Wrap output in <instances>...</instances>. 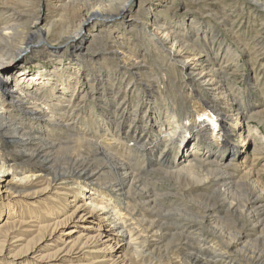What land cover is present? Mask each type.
<instances>
[{"label": "rangeland", "instance_id": "374dc122", "mask_svg": "<svg viewBox=\"0 0 264 264\" xmlns=\"http://www.w3.org/2000/svg\"><path fill=\"white\" fill-rule=\"evenodd\" d=\"M131 1L129 5L131 13L126 20L127 24L120 25L121 22H115L113 25L100 26L96 30L90 26L83 29L81 36H91L88 37L87 49L80 53L74 51L75 43L70 39L80 20L85 14L96 9L108 8L116 11L114 0H0V29L3 27L7 29L5 31L7 36L3 38L7 43H4L5 47L11 50L13 55L19 53L20 48L28 50L25 56H17L16 59L22 62L19 66L30 76L39 70L60 71L61 67L66 65L68 70L64 74L60 71L61 76L56 73L51 83L58 86L61 84L58 80L67 77L72 93L69 91L66 97L68 100L76 101L71 107V110L75 111L70 116L72 127L66 133L58 132L59 128L48 131L47 136L50 135L48 139L42 138L43 142H34L26 150L6 143L2 144L3 147L0 145V155L17 161V167L24 172L20 178L27 179L26 177L34 174H43L35 178L36 180L15 182L14 187L21 195L18 199L24 200L13 208L15 210L9 212L0 202V214L2 211L4 215H0V250L6 241V235L13 232L15 234L10 235L7 241L9 246H15L12 247L14 249L11 254L21 255V261H25V264H36L32 260L33 255H30L31 249L47 231L46 228L40 227L55 223L49 219L51 218L49 216H53L52 209L58 211L56 221L62 220L67 205L61 202L56 207L55 205L48 207L39 202L33 203L30 199L36 192L43 191L48 182L54 184V176L70 172L73 166L92 163L90 169L95 172V179L100 186L102 185L101 188L108 192L107 194L114 191L111 186L117 181V177L105 160L97 156L94 149L87 146V143H82L84 135L80 136L86 132L99 134L95 131L96 127H99L95 124V114L98 113L97 105H101V99L109 104L123 105L121 110L128 106L126 120L130 119V114H134L137 127L148 131H152V120L158 114L163 117L165 127H170L169 118L165 119L163 115L165 109L170 108L169 111L178 115L181 123L186 116H193L194 107L201 102L196 96L197 92L214 97L213 99H220L221 102L226 100L225 91L216 92L214 84L204 89L198 82H194L192 77L184 76L188 64L181 60L185 56L181 60L174 59L167 51L170 45L163 48L151 37L145 36L143 23L153 18L173 30V37L178 36L176 40H182L180 45L184 49L195 43L198 47L210 50L209 43L213 40L218 42L213 44L215 47L212 46L214 53L212 52L211 56L215 58L220 52L223 61H228L227 65L222 61H217L216 64L225 72L221 78L225 77L226 83L234 91L232 95L240 100L237 103L242 102L246 111L245 118L247 117L250 130L253 131L251 143L255 142L256 150L240 161L241 170L238 177L232 179L235 185L228 196L217 192L218 188L212 184L204 182L205 175L198 173L200 161L199 168L194 167L195 173L191 177L180 180L175 175H167L154 167L149 173L142 174L141 179H137L138 182L132 186V192L129 194V202L132 203V199L139 198L141 190L149 192L155 190L157 202L149 203L148 206L139 202L134 203L133 207L136 208L127 214L136 215L135 219L138 221L142 220L139 216L142 215L149 221L167 223L164 228H172L170 230L174 229V225L193 226L198 233L213 240L220 247L229 248V255L232 256L230 259H235L241 264H264V213L259 214L258 211L250 213V210L243 209L245 200L248 199L245 198L248 191L255 194L264 192V161L257 163L258 165L254 162V157L264 160V0ZM44 10L46 16L41 20ZM6 19H11V23L5 27ZM38 20L42 22L36 29L35 23ZM202 32H206L208 36L206 39H200L197 35L203 34ZM215 50L219 52L215 53ZM89 74H93L94 77H89ZM58 87L56 90H60ZM104 95L108 98H102ZM88 104L89 106H86ZM210 106L209 104L208 107ZM49 121L47 124L51 125L48 126L55 128L56 124ZM110 123L112 124V121ZM39 124L40 121L37 125ZM99 135V138H102L101 133ZM238 137L240 136L237 134L235 140L238 139L239 142ZM6 138L10 136L0 134L1 143H4ZM47 142L53 147L50 149L49 146L45 147ZM175 149L174 153L178 151V145ZM168 150L172 152L171 147ZM225 150L220 149L219 152L224 151L227 162L234 161L235 158L230 157V148L227 147ZM206 153V149L202 148L200 156H207ZM150 161L152 160L148 157L147 162ZM135 163H132L134 169L145 173L146 168L140 165L138 160ZM202 169L205 170V167ZM252 171L259 174L256 181V185L260 186L258 188L249 182V176L254 174ZM208 177L213 180V176ZM30 195L32 197L27 198ZM206 206H210L215 212L214 220L210 224L204 222L201 217ZM13 212L15 215H12ZM17 214H22L26 221L33 217L32 221L38 222L33 225H20L19 223L25 221L22 222L24 219ZM127 217L130 219V216ZM143 225L145 224L137 221L130 222L131 229L139 227L138 230L142 232L145 231ZM172 234L166 233L162 240L155 237L149 239L150 243L157 244L158 250L148 257L149 259H144L145 262L139 258L141 263L138 261V264H159L163 257H165L161 260L163 264H184L183 259L186 260L188 253L193 252L185 246V241H182L184 237L173 239ZM17 237L22 240L16 242ZM139 245L142 249L145 244L141 242Z\"/></svg>", "mask_w": 264, "mask_h": 264}, {"label": "bare ground", "instance_id": "6f19581e", "mask_svg": "<svg viewBox=\"0 0 264 264\" xmlns=\"http://www.w3.org/2000/svg\"><path fill=\"white\" fill-rule=\"evenodd\" d=\"M114 1L116 2V11H111L106 7L107 9L102 8L86 12L87 14L82 17L83 19L77 25L74 35L70 38L75 43L73 48L75 52L81 53L87 49L88 37L91 35H88V37L81 36L85 27L90 26L93 30H96L100 26L113 25L115 22H121L120 25L127 24L126 20L131 13L129 5L132 1ZM45 16L46 12L44 10L41 14V20H44ZM41 20L35 23L36 29L41 24ZM10 23L11 19H6L5 27ZM143 24L144 28H142L145 36L151 37L163 48L170 45L169 48L166 47L169 56L179 60L185 56L181 60L184 64H188L184 76L192 77L194 82H198L204 89L214 84L216 92L225 91L226 100L222 99L223 103L220 99H213L214 97L197 92L196 96L201 102L194 107L195 114L193 116H186L184 122L181 123L178 115L171 113L170 108H168L165 109L163 115H165V119L169 118L170 127H165L164 121H162L163 117L158 114L155 115L156 120L154 118L152 120V131H148L139 126L137 127L134 121L136 115L130 114V119L126 120L125 114L129 110L128 106L124 105L125 109L121 110L123 105L118 103L109 104L101 99V105H97L99 107L98 113L95 114V124L99 127H96L95 131L101 133L102 138H99V134L95 135L91 132L80 134V136L84 135L82 143H87V146L94 149L97 156L105 160L112 173L117 177V181L111 186L114 191L107 194L108 192L101 188L102 185L100 186L95 179V172L90 169L92 163L88 162V164L84 163L77 167L73 166L70 172L54 176V184L48 182L49 184L47 183V187L43 191L36 192L35 196L30 199L33 203L39 202L48 207L52 205L56 207L61 202H65L64 205H67L62 220L56 221L59 216L58 211L52 209L51 215L53 216H49L51 217L49 219L55 221V223H50L47 226L40 225V229L46 228L47 231L42 234L37 245L31 249L30 255H33L32 260L36 264H138L139 258L144 261V259L150 258L157 252V244L150 243L151 238L155 237L162 240L166 237V233H173L171 235L173 239L174 237H184L182 241H185V246L193 252H187L186 260L183 259L184 264H241L235 259H230L232 256L229 255V248L220 247L213 240H209L198 233L193 226L173 224L174 229L170 230L172 228H164L168 225L167 223L149 221L142 215H139L142 220L138 221L135 219L136 215L127 214L128 211L136 208L133 207L134 203H142V205L148 206L149 203L155 204L157 202V192L155 190L152 192L141 190L138 194L140 197L132 199V203L129 202L132 186L138 182L137 179H141L142 174L149 173L154 167L167 175H175L180 180L188 178V176L191 177L195 173L194 167L199 168L198 162L200 161L201 166L198 173L207 176H204V182L212 184L218 188L216 189L217 192L228 196L230 190H232L231 188L235 185L232 179L237 178L241 170L240 161L246 159L250 153L252 155L256 150L255 142L251 143L253 131L250 130L247 117L245 118L246 111L242 106V102L237 103L240 100L232 95L234 91L226 83L225 77L222 76L221 78V75H224L225 72L219 69L220 67L218 68L216 64L217 61H222L227 65L228 61H223V57H221L218 50H215V53L219 52L218 56L216 55L217 57L212 58L211 56L213 55V47H215L213 44L217 41L208 42L210 50L198 47L195 43L188 49L186 47L184 49L180 45L182 40H176L178 36L173 37V30L171 31L169 27L161 25L157 19H147ZM182 24L184 25V23ZM6 30L4 27L0 29V50L2 52L0 53V134L10 136V138H6L4 143L0 141V145L6 143V145H15L21 150H26L32 143L43 142V139H48L47 137L50 136H47L48 131L57 128H59L58 132L62 134L69 131L72 127L70 116L75 113L71 110V107L76 101L74 99H70V101L66 97L67 93L71 92L67 77L57 79L58 82H61L58 85L59 87L51 83L54 76L57 75L56 73L61 76L68 70L67 66L63 65L61 67L62 74L55 69L48 72L39 70L29 76L20 67L22 62L16 59L17 56H25L28 50L20 48V52L13 55L12 51L4 45L6 43L4 39L7 36ZM205 33L197 35L200 36V39H206L208 36ZM45 42H48L47 38ZM181 44L183 45V43ZM53 49L61 51L58 48ZM88 76L94 77L93 74ZM57 87L60 90H56ZM48 88L50 90L47 91ZM102 98L107 99L108 96L104 95ZM57 101L60 103H57ZM98 103L99 101L96 102V104ZM221 103L222 105L219 106ZM209 104L210 107H208ZM86 106H89V104ZM149 110H151V106H149ZM228 113L233 115L229 116ZM233 117L235 119H230ZM48 120L56 124L55 128L48 126L51 125L47 124ZM231 120L234 121L229 123ZM39 121L40 124L37 125ZM145 121H148V119H145ZM113 126L114 128H112ZM237 134L240 136L238 137L239 142L238 139L235 140ZM128 142H131V144L128 145ZM163 145L165 147H162ZM177 145L178 151L175 154L174 151ZM46 146H49V149L53 147L48 142ZM170 147L172 152L168 150ZM227 147L230 148V157H234V161L227 162L224 151H222L223 153L219 152L220 149L225 150ZM202 148L206 149L207 156H200ZM42 149L44 150V148ZM220 154L222 155L220 156ZM148 157L152 161L147 162ZM254 159L255 165L264 161L255 157ZM137 160L139 164L141 163L140 165L146 168L145 173L134 169L132 163ZM16 162L0 155V202L8 208L9 212L15 210L13 208L16 205L18 206L19 203H23V199H18L21 198V195L14 187L15 182L19 181L21 183L43 175L34 174L26 177L27 179L20 178L24 175V172L19 170ZM203 166L205 170L202 169ZM208 176H213V180L209 179L211 177ZM258 176V173L249 176V182L255 185L256 188L259 186L256 185ZM28 197L31 198L32 196ZM152 197H154L153 201L151 200ZM245 198L248 199L245 200L243 209L250 210V213L253 211H258L259 214L264 213L263 191L259 194L248 191ZM28 205L31 204L28 203ZM1 213L0 215L4 216L2 211ZM214 213L210 206H206L204 215L201 217L204 222L210 224L214 220ZM12 215H15V212ZM18 216L24 219L22 214ZM127 216H130V219ZM32 219L33 217L30 218V221L24 219L22 222L25 221V223L19 224L33 225V223L38 222H34L35 220L32 221ZM131 221L145 224L143 225L145 231H139V227L131 229ZM12 233L6 235V241L1 247L0 264H25V261H21V255L11 254L14 249L12 247L15 246H9L7 241L10 235L15 234ZM18 237L16 242L22 240ZM44 241L48 244H45ZM141 242L146 245L142 248L143 250L139 245ZM161 260H159V264H163Z\"/></svg>", "mask_w": 264, "mask_h": 264}]
</instances>
